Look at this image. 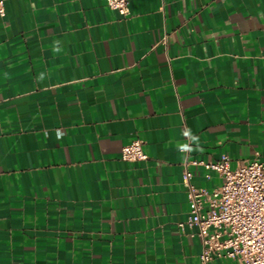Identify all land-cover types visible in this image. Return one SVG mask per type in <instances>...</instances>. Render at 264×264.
Returning <instances> with one entry per match:
<instances>
[{
    "label": "crops",
    "instance_id": "crops-1",
    "mask_svg": "<svg viewBox=\"0 0 264 264\" xmlns=\"http://www.w3.org/2000/svg\"><path fill=\"white\" fill-rule=\"evenodd\" d=\"M0 2V264H200L183 162L264 161V0Z\"/></svg>",
    "mask_w": 264,
    "mask_h": 264
},
{
    "label": "built area",
    "instance_id": "built-area-1",
    "mask_svg": "<svg viewBox=\"0 0 264 264\" xmlns=\"http://www.w3.org/2000/svg\"><path fill=\"white\" fill-rule=\"evenodd\" d=\"M105 1L119 14L129 13L131 0ZM121 158L126 162L147 160L143 141L137 139L123 146ZM231 162L228 155L208 162L184 160L183 185L189 217L178 227L183 233L188 231L190 237L201 239L200 264L225 257L237 264H264V161L256 157L240 161L234 168ZM190 165L217 173L222 178L221 185L211 192L197 188L192 183Z\"/></svg>",
    "mask_w": 264,
    "mask_h": 264
}]
</instances>
